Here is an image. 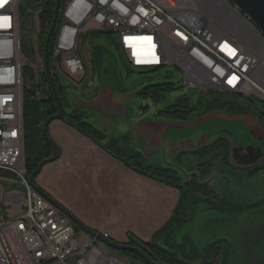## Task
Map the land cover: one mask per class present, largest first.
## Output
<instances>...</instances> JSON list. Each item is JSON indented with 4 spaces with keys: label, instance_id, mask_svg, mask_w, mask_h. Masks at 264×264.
I'll return each mask as SVG.
<instances>
[{
    "label": "built area",
    "instance_id": "1",
    "mask_svg": "<svg viewBox=\"0 0 264 264\" xmlns=\"http://www.w3.org/2000/svg\"><path fill=\"white\" fill-rule=\"evenodd\" d=\"M24 2L0 0V70H5V78H0V210L4 207L6 213L5 217L0 211V264H128L108 255L96 244L97 238H80L71 219L27 182L24 74L29 66L22 46ZM80 3L90 4V19L67 14L65 0L62 20L75 28L76 39L64 41V27H60L53 45V55L61 58L69 76L86 74L77 54L78 37L98 31L88 29V22L98 20L105 21V30L117 34L121 51L135 67L159 70L175 66L183 73L184 85L199 93L234 91V95L264 101V52L260 51L264 38L240 11L237 20L227 21V30H220L200 18V2L195 0ZM102 7H111L110 19L101 20ZM42 11L43 7L35 13L38 31ZM212 11L218 12V3H213ZM229 26L240 27V34H228ZM9 32H20V40H7ZM243 45H251V52H243ZM3 49L17 52V61H10L9 68H1ZM64 50H72L73 58H64ZM14 62H21V73L8 77ZM3 182L24 186L26 192L6 193L3 204ZM99 233L111 238L104 227Z\"/></svg>",
    "mask_w": 264,
    "mask_h": 264
},
{
    "label": "flooded vegetation",
    "instance_id": "2",
    "mask_svg": "<svg viewBox=\"0 0 264 264\" xmlns=\"http://www.w3.org/2000/svg\"><path fill=\"white\" fill-rule=\"evenodd\" d=\"M36 2L33 1L32 4ZM59 16L53 36L59 33L61 26ZM27 23V27H31V21ZM39 32L40 30L36 29L35 34L32 33L36 60L35 65L29 66V69L31 76L35 81L37 79L39 84L40 79H44L46 96H54L53 85L48 77L44 60L47 36L44 39L42 52ZM80 44L79 37L78 48ZM89 49L92 60L95 55L93 51L97 49L93 42ZM99 61L100 59H95L92 62ZM50 71L57 91L55 73L60 72L66 79L75 78L67 74L59 56H51ZM85 76L86 74L83 77ZM71 86L74 84L72 83ZM42 91V86H40L39 95ZM69 97L73 105H82L81 99L73 93H69ZM255 100L256 103L249 100L251 104L243 109H232V106H225V108L205 113L185 123L170 121L173 123L172 127H176L171 128L174 132L199 128L202 126L201 121H208L217 111L222 112L223 117L240 118L246 121L242 127L233 126L232 123L235 120H232L228 121L229 124L225 127L220 126L213 129L200 127L201 135L185 134L186 144H189V141L195 144L205 142L208 135L213 138L211 144L204 145L196 151L183 150L177 153L175 146H170L165 148L166 154L163 155L162 149L164 148L150 146L146 143V133L138 138L142 151L147 154L157 152L165 157L168 163L157 167H169L172 169L170 173L174 178L169 180L172 185H168L162 181L141 176L173 188L179 196L182 189L192 191L190 193L195 195V199L192 197L184 203L181 222L179 227L173 230V237L170 236L165 240L166 242L161 240L159 243L160 246L177 254L182 260L179 264H264V101ZM105 102L112 106V99L108 98ZM102 104L97 107L106 108V104ZM214 133L219 135L213 137ZM141 153L144 155L143 152ZM153 166L156 167V165ZM181 168H184L185 173ZM177 176L180 178L177 179ZM152 253L157 256L156 253ZM158 259L162 260L159 257Z\"/></svg>",
    "mask_w": 264,
    "mask_h": 264
},
{
    "label": "rangeland",
    "instance_id": "3",
    "mask_svg": "<svg viewBox=\"0 0 264 264\" xmlns=\"http://www.w3.org/2000/svg\"><path fill=\"white\" fill-rule=\"evenodd\" d=\"M26 13L27 7L23 4L21 7L22 17H24ZM37 21V25H39V16ZM91 26H93V23L88 24V28ZM91 32L92 31H88L81 34L80 50L77 52L84 62L86 76H77L74 79H68L74 84V86L70 85L68 92L73 93L74 96L86 103L83 108L88 114L87 121L105 133L106 138L103 139L104 143L113 139L121 138L126 134H130L133 147L139 149L138 136L137 134L134 135V132H132L131 126L125 120V115L132 118V122L136 126L137 132H141L143 129L152 131L150 128L154 126V121L158 120L155 117L156 111L161 109L164 105L157 104L152 99H144L138 96L137 91L140 88L161 82H173L180 88L177 94L188 93L191 96H195L199 91L184 85L183 73L175 66H166L159 70L149 72L148 70H150V68L133 66L124 53L116 48L118 42V36L116 33H114L113 38L110 39L106 35L99 38V41L105 45L106 51L99 62L93 63L91 60V50L88 46ZM72 54L73 51H67L64 53V58H71L73 57ZM24 56L28 66L32 67L35 65L33 59L28 56L25 51ZM89 71H94V75L90 76ZM30 77L31 72L27 67L24 74L25 90L26 88L33 86ZM36 96L37 98L39 97V92ZM228 96L231 97L234 95L228 93ZM108 98L112 99V106L109 108L110 112L97 107V105H103L102 103L105 105L107 103L105 101ZM236 100L245 102L246 97L237 96ZM145 106H147V108ZM119 109H123V115L117 114ZM211 116L212 117H210L208 121H204L205 123L203 122L202 126H199V128H189L188 131L180 130L174 132L171 128L168 130L169 127L163 126L157 129L154 128V132H156V137L160 140L161 144L167 143L171 139V142L173 141L172 143L175 142L179 145L185 143V134L194 136L201 135L200 127L203 128V126L205 129H208L209 127L212 129L220 126L225 127L229 124L228 121L232 120H235L232 124L236 128L242 127L246 124V121H243L240 118L223 117L222 112L220 111H217L215 115ZM172 128L176 127L173 126ZM59 133L63 142L67 141V143H69L72 141L69 136H65L63 131L60 130ZM151 133L153 132H150L149 134ZM95 143L99 145L98 141ZM146 158L150 164L156 166L168 163V161L164 159V156L157 152L146 153ZM64 169V161L62 159L59 158L54 162H50L43 167L41 173L36 179V183L48 193L59 198L61 203L69 206L72 211L82 210L88 212L91 208V194L88 189H84L85 185L82 184L84 181L80 180V182L79 178H77L75 180H78V184L71 183L74 178L67 177L68 173ZM3 185V204H5L6 193L11 191L19 193L26 192L25 187L21 185L13 186V183L7 182H3ZM136 187H141L144 192H146L142 205H136L133 199L132 192H134ZM152 187H154V185L146 181L132 184V187L129 189L131 190V193L129 192V194L124 195L127 199H125L126 203L129 205L126 213L123 215L124 221H118L117 218L106 225V229L113 239L121 241L125 232L127 236H129V234L136 235L134 232L137 230V235L140 234V238L142 237L145 239L153 236L151 228H154L155 226L157 227V225L167 217L162 206L165 204L164 198L166 196L170 197V192H156L152 190ZM110 189L112 191V183L110 184ZM177 197L179 200V193H177ZM122 198L123 196H121V199ZM0 211L6 217L4 207H1ZM9 213L12 214L14 212L13 210H9ZM128 226L132 227V230L134 228V232H129L128 230L125 231V228ZM100 229L101 228H98V230ZM77 233L80 238H89V235L81 228L77 229ZM96 244L103 248L108 255L116 256L117 258L126 261L128 264H147L125 254L123 251L116 250L103 244L100 240H97Z\"/></svg>",
    "mask_w": 264,
    "mask_h": 264
},
{
    "label": "trees",
    "instance_id": "4",
    "mask_svg": "<svg viewBox=\"0 0 264 264\" xmlns=\"http://www.w3.org/2000/svg\"><path fill=\"white\" fill-rule=\"evenodd\" d=\"M65 0H61L60 16L59 21H62L63 9ZM56 8V0H46L43 6V11L40 13L41 27L39 32V39L42 41L41 50L44 49V39L48 34V31L52 25ZM115 32L112 30H98L92 31L90 39H92L93 45L96 46V50L93 51L94 58L92 61L101 60L104 55L103 52L106 50L105 45L99 41V38L106 35L109 39L113 38ZM57 33L54 34L51 46L50 55L53 56V45L56 39ZM116 48L120 51L119 43L117 42ZM122 52V51H121ZM120 52V54H121ZM92 54V56H93ZM156 71V69H150L149 71ZM55 80L58 85V92L62 101L66 106V123L82 131L85 135H91L95 142H99L100 147L110 154L113 158L122 162L127 168L134 172L147 176L151 179L162 181L168 185H172L169 181L174 178L169 167H155L151 165L145 158V156L132 146L131 135L126 134L121 138L110 140L106 143L103 139L106 138L104 132L96 128L92 123L87 121L88 114L86 111L73 108L69 98L68 89L70 84L60 72L55 73ZM30 81H33V86L26 88L24 92V142H25V164L28 170V176L33 173L38 167L39 163L51 156L52 148L48 144L47 139L41 129L45 120L57 113L59 107L57 101L53 95L43 96L37 93L40 86L42 89L45 88L44 79H40L36 82L31 76ZM180 88L176 83L173 82H161L153 85H148L138 90L137 95L144 99H152L157 104H164L163 107L156 111L155 117L161 118L167 121H175L179 123L188 122L197 116L205 113L225 108V106H232V109H243L251 104L246 97L245 102L237 101L236 97L240 95H234L229 97L228 93L209 91L206 93H197L195 96H191L188 93H178ZM177 94V95H176ZM244 97V96H243ZM147 108V106H145ZM103 142V143H102ZM164 178V179H162ZM180 176H177L179 179ZM192 192V191H190ZM188 190L182 189L178 204L173 211L168 221L157 230L151 241L145 242L133 234H129L128 243L136 245V241H141L146 244L148 249L157 254L159 258L171 264H179L182 262L177 254L170 249L159 245L160 241L167 240L170 236L173 237L172 232L176 227H179L181 222V211L185 208L184 203L191 200L192 197L195 199V195L190 193ZM75 229L80 227L74 223ZM166 242V241H165ZM125 254L144 262V259L131 251H123Z\"/></svg>",
    "mask_w": 264,
    "mask_h": 264
},
{
    "label": "crops",
    "instance_id": "5",
    "mask_svg": "<svg viewBox=\"0 0 264 264\" xmlns=\"http://www.w3.org/2000/svg\"><path fill=\"white\" fill-rule=\"evenodd\" d=\"M60 130L63 131L65 136H69L72 141L69 143H67V141L63 142L59 133ZM50 132L52 138L62 149L60 159L64 161V170L68 173L67 177L74 178L71 183L78 184V180L75 179L79 178V181H84V183H82L85 185L84 189L89 190L91 194V208L88 212L82 210L72 211L69 206L62 204L59 198L50 194L62 205L71 210L85 224L98 230V228L103 227L106 229V225L117 218L118 221H122L123 215L126 213L127 207H129L124 195L129 194V192L131 193L129 189L132 187V184L144 181L154 185L155 188L152 187L153 191L170 192V197L166 196L164 198L165 204L162 206L167 217L157 225V227L151 228V232L154 234L168 221L178 202L176 190L129 170L122 162L113 158L97 145L93 139L66 122L60 120L54 121L52 125H50ZM111 183L112 191L110 189ZM132 193L135 204L142 205L146 192H144L141 187H136ZM121 196H123L122 199ZM131 228L132 227L128 226L125 228V231L134 232L135 229L133 228L132 230ZM106 231L108 232L107 229ZM137 231H135L136 233L134 232V234H136V237L140 238V234L137 235ZM140 239L149 242L152 237L145 239L141 237ZM127 240L128 236L125 232L121 241L126 242Z\"/></svg>",
    "mask_w": 264,
    "mask_h": 264
},
{
    "label": "water",
    "instance_id": "6",
    "mask_svg": "<svg viewBox=\"0 0 264 264\" xmlns=\"http://www.w3.org/2000/svg\"><path fill=\"white\" fill-rule=\"evenodd\" d=\"M33 1H37V2L35 4H32ZM229 1H231L239 9L241 15L245 19H247L252 25H254V27L260 32V34L264 38V0H229ZM45 3H46V0H25V2H24L25 6L27 7V13L22 19V46H23V49H24L25 53L28 56H30L33 59V61L36 60L34 41H33V37H32V33H34L35 30H36L35 29V27H36L35 26V13H36L37 10L41 9L45 5ZM60 8H61V0H56L55 15H54V18H53L52 25H51V27H50V29L48 31L47 37H46L45 54H44V60H45L46 69H47V72H48V77L50 78V80L52 82L53 90H54V96H55V99H56L58 107H59L57 113L49 116L45 120L44 124L41 126V129H42V131H43V133H44V135H45V137L47 139V142L52 148V154L48 158L43 159L39 163V165L36 168V170L29 175L28 179H29L30 185L34 189L39 191L48 200H50L52 203H54L64 214H66L71 219V221L73 223L77 224L90 237L97 238L98 240L102 241L105 245H107V246H109L111 248H114L116 250L134 252L137 255H139L140 257H142L147 264H168V263L158 259V257L155 254H153L148 249V247L146 246V244L144 242L136 241L137 242V246H136V245L129 244L128 240L126 242H122V241H117V240H115L113 238L104 237L102 234L99 233L98 230H95V229L91 228L90 226H88L87 224H85L71 210H69L64 205H62L50 193H48L46 190H44L42 187H40L36 183V179L39 176V174L41 173L43 167L46 164L50 163V162H54V161L58 160L61 157V155H62L61 147L52 138V136L50 134V125H51L52 122H54L56 120H60V121L66 122V116H65L66 109H65V106H64V102L62 101V99H61V97H60V95H59V93L57 91L53 76H52L51 71H50V61H51L50 42H51L54 30H55L56 21L58 19L59 13H60ZM29 18L31 19V27H27V25H26V23H27ZM88 46H90V47L92 46V39H89ZM89 72H90V76H93L94 71H92V72L89 71ZM69 84L71 85L72 82L69 81ZM42 95L43 96L46 95L45 88H43ZM68 98H69L73 108L86 111L83 108L86 105L85 102H83L81 100L82 101V105H78V106L76 105L75 106V105H73V103H72V101H71V99L69 97V93H68ZM248 99L250 101L256 103V100L253 97H248ZM110 107H111L110 104L106 103V108H104V109L106 111L110 112L109 111ZM117 114L123 115V109H119ZM157 119L158 120L154 121V123H153L154 126L152 128L149 127L152 131H145L144 132L145 129H143V131L137 132L136 126L132 122V118L130 116L125 115V120L131 126V128H132L131 130H132V132H134V135L137 134V136L139 138V137H143L144 133H146L145 134V137L147 139L146 143L149 144L150 146H156V147L164 148V149H162L163 155L166 154V149L165 148H168L170 146L171 147L175 146V149H177L175 151H177V153H179V152H181L183 150L184 151H196V150H199L202 147H204V145H209L213 141V138H210L211 135H208V139L205 142L203 141L200 144H195L193 141H189V144H186V143L182 144L181 143V144L178 145L175 142L172 143L173 141L171 142V139L167 143L161 144L160 140L156 137V132H154V128L157 129V128H161L163 126L164 127L167 126L170 129V128H172V124L173 123H170V121H167V120H164V119H161V118H157ZM194 119H191V120H194ZM203 122L204 121H201L200 123H203ZM80 132H82V131H80ZM150 132H153V133L149 134ZM218 135H219L218 133H214L213 137L214 136H218ZM88 137L92 139L91 135H89ZM131 143H132V141H131ZM139 150L144 153V156L146 158V152L142 151V149H140V148H139ZM146 160H147V158H146ZM181 170L185 173L184 168H181ZM13 186H16V185H13Z\"/></svg>",
    "mask_w": 264,
    "mask_h": 264
},
{
    "label": "bare ground",
    "instance_id": "7",
    "mask_svg": "<svg viewBox=\"0 0 264 264\" xmlns=\"http://www.w3.org/2000/svg\"><path fill=\"white\" fill-rule=\"evenodd\" d=\"M200 2V18L206 23L217 26L220 30H227V21L237 20L239 9L229 0H195ZM213 3H218V12H213ZM91 5L100 6V0H91ZM67 14H77L79 20L90 19V4L80 3V0H66ZM111 18V7H102L101 20ZM93 23L88 29L105 30V21L91 20L88 24ZM62 39L72 41L76 39V30L73 26H68V20H62ZM228 34H240V27L229 26ZM7 40H20V32L7 33ZM79 45V37H78ZM260 51L264 52V41H260ZM72 50H64V53ZM243 52H251V45H243ZM73 55V54H72ZM73 58V57H71ZM10 61H17V52L12 49H3L1 52V68H9ZM16 73H21V62L13 63V70H8V77H16ZM0 78H5V70H0ZM234 94V91H226ZM27 174V182H29Z\"/></svg>",
    "mask_w": 264,
    "mask_h": 264
}]
</instances>
